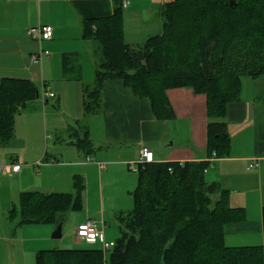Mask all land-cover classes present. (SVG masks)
I'll return each instance as SVG.
<instances>
[{"label": "crops", "instance_id": "obj_1", "mask_svg": "<svg viewBox=\"0 0 264 264\" xmlns=\"http://www.w3.org/2000/svg\"><path fill=\"white\" fill-rule=\"evenodd\" d=\"M159 3L160 8L163 1ZM146 5L130 0L124 7L125 25L129 21L132 26L123 29L126 42H142L161 32L160 14L141 12ZM112 9V0H0V79L26 78L38 87L36 96L22 104L20 111L27 104L30 107L15 114L11 136L0 141V164H20L11 175L0 172V264H30L41 248V239H46L37 226L40 223H19L15 205L20 193H73L75 175L83 183L81 214L75 226L92 219L102 230L95 243L113 241L109 237L118 230L116 214L132 205L137 177L129 162L137 160L141 145L152 150L155 161L210 162L205 178L218 181L228 191L231 206L244 208L242 220L225 226V244L263 241L264 75L242 78L240 99L227 105L224 121L230 146L226 156L208 155L206 96L188 87L166 90L174 115L158 119L147 98L136 96L118 78L107 79L100 110L86 114L83 87L93 81L103 53L99 42L84 34V21L107 15ZM39 24L52 26L49 39L27 34V28ZM40 49L49 53L39 62H31L29 55ZM42 90L54 94L43 99ZM85 129L89 150L75 141ZM251 162L254 165L249 166ZM13 208L16 210L10 212ZM109 222V226L116 223V230Z\"/></svg>", "mask_w": 264, "mask_h": 264}, {"label": "trees", "instance_id": "obj_2", "mask_svg": "<svg viewBox=\"0 0 264 264\" xmlns=\"http://www.w3.org/2000/svg\"><path fill=\"white\" fill-rule=\"evenodd\" d=\"M112 1L111 13L84 21V34L99 42L103 59L83 87V111H99L103 82L118 78L149 100L156 118L169 119L174 113L166 90L188 87L206 96L208 155L226 156L227 105L240 99L242 76L264 75V0H164L161 32L138 43L124 40L122 0ZM37 93L29 79H0V141L11 136L15 114ZM75 141L90 149L86 129ZM208 164L145 163L131 191L132 207L116 214L119 235L110 248L91 243L38 249L35 264H264V206L261 244H225V226L242 220L244 208L231 206L228 191L205 178ZM73 178V193L21 192L19 223H56L68 209H80L83 183L78 175Z\"/></svg>", "mask_w": 264, "mask_h": 264}, {"label": "built area", "instance_id": "obj_3", "mask_svg": "<svg viewBox=\"0 0 264 264\" xmlns=\"http://www.w3.org/2000/svg\"><path fill=\"white\" fill-rule=\"evenodd\" d=\"M128 3L129 0H122L123 7H126ZM26 32L28 35L37 37L39 40L49 39L52 34V26L50 24H39L37 26L27 28ZM48 53H49L48 50L40 49L37 52L31 53L29 55V60L31 62H39L42 59V57L44 55H47ZM53 94L54 93L49 90H42L41 92V96L43 99L49 96H53ZM138 153L139 155L137 160L135 162H129V169L133 172L138 171L139 167L143 166L145 163L155 161L152 150L146 145H141ZM86 159L89 158L86 157ZM209 165H211L210 162L208 166ZM252 165H254L253 162L249 164V166ZM99 166H102L101 162H99ZM19 167L20 164L15 162L2 163L0 164V172L6 175H11L13 172L17 171ZM100 234H102V230H99L97 228L96 222L89 218L79 222L75 226L76 237L86 242L95 243ZM100 245L103 249H108L113 245V241L102 240Z\"/></svg>", "mask_w": 264, "mask_h": 264}, {"label": "rangeland", "instance_id": "obj_4", "mask_svg": "<svg viewBox=\"0 0 264 264\" xmlns=\"http://www.w3.org/2000/svg\"><path fill=\"white\" fill-rule=\"evenodd\" d=\"M130 1V0H129ZM143 2H147L146 8L142 7V10L139 8V10H141V12H148V13H160V8L158 7L157 4H160V1H164V0H141ZM150 1V2H148ZM125 10V8H123ZM126 19V18H125ZM122 23H123V29H127L128 27L132 28L131 26V22H126L125 25V21L124 19H122ZM89 39L91 41H93V38ZM241 78H250L248 76H242ZM52 100V103H55V101H53V99H49V101ZM39 102V101H38ZM30 104H27L26 107H24L20 112L24 111L25 109L29 108ZM135 176H137V172H132ZM216 195H213L214 198ZM133 204V203H132ZM132 207V205H131ZM15 208L18 209V203H16ZM82 208V206H81ZM80 208V209H81ZM80 209H68L67 211L64 212V217H63V222H62V227H61V236L58 238H53L51 237V233L55 227V223L54 222H45V223H40L37 226L39 228L42 229V235L46 236L45 240L40 241V246L42 249H50V248H63V247H89L93 244H91L90 242H86L84 240H77L76 235H75V223H76V219L78 218V216L81 214V211H79ZM111 224L110 222L108 223ZM112 225L114 226L115 230H116V223L113 222ZM113 226H109L110 228H113ZM45 229V230H44ZM115 236H110L109 238H111V240H113L114 238H116L119 235V231L116 230L115 231ZM108 239V238H107ZM75 240H77V242L79 241V243H74ZM247 243H251V242H247ZM39 248V249H41ZM19 257H17L16 259H18ZM31 263L35 264V259H34V254L31 257ZM27 261V258H26ZM27 263V262H26ZM30 263V264H31Z\"/></svg>", "mask_w": 264, "mask_h": 264}, {"label": "water", "instance_id": "obj_5", "mask_svg": "<svg viewBox=\"0 0 264 264\" xmlns=\"http://www.w3.org/2000/svg\"><path fill=\"white\" fill-rule=\"evenodd\" d=\"M230 3L231 4H234V1L233 0H230ZM61 227H62V224L61 222H59L58 224H56V226L54 227L52 233H51V237L53 238H58L61 236Z\"/></svg>", "mask_w": 264, "mask_h": 264}]
</instances>
